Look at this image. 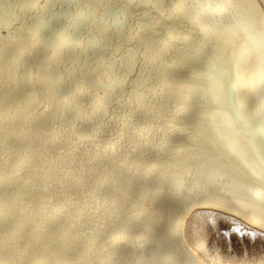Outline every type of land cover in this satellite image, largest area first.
I'll return each instance as SVG.
<instances>
[{
  "label": "bare ground",
  "instance_id": "obj_1",
  "mask_svg": "<svg viewBox=\"0 0 264 264\" xmlns=\"http://www.w3.org/2000/svg\"><path fill=\"white\" fill-rule=\"evenodd\" d=\"M241 127L264 0H0V264H264L208 242H264Z\"/></svg>",
  "mask_w": 264,
  "mask_h": 264
},
{
  "label": "rangeland",
  "instance_id": "obj_2",
  "mask_svg": "<svg viewBox=\"0 0 264 264\" xmlns=\"http://www.w3.org/2000/svg\"><path fill=\"white\" fill-rule=\"evenodd\" d=\"M218 231L222 236L219 237V235L216 234V231L214 230L213 227L208 228V242L213 243V242H219L223 248H226L227 244H231L233 247V251L238 253L239 255H242L244 250H248V253L250 255H258L264 252V242L261 243H253L252 241H249L248 238H245L242 240L239 238L233 231L232 226L229 223H226L225 221H222L221 219L218 220ZM230 229L231 233V238L230 241L226 240V237L223 236L225 231H228ZM217 239V240H215Z\"/></svg>",
  "mask_w": 264,
  "mask_h": 264
},
{
  "label": "snow or ice",
  "instance_id": "obj_3",
  "mask_svg": "<svg viewBox=\"0 0 264 264\" xmlns=\"http://www.w3.org/2000/svg\"><path fill=\"white\" fill-rule=\"evenodd\" d=\"M247 50L252 52H259L261 49L258 45L255 44V42H249L246 45ZM241 131L244 133L246 138L249 140V142L252 144L254 148H256L259 161L261 165H264V138H262L259 142L254 140L251 136L248 135L247 131L241 127ZM230 162L234 164L235 167H237L243 174L248 176L249 179H251L253 182L260 184L262 187H264V179H259L256 176H254L251 172L245 168L244 164L240 161V159L236 156L229 157Z\"/></svg>",
  "mask_w": 264,
  "mask_h": 264
}]
</instances>
